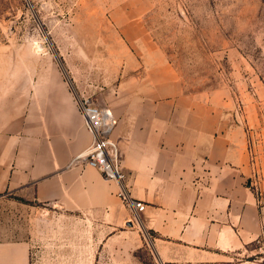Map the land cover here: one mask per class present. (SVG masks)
Wrapping results in <instances>:
<instances>
[{
    "label": "crops",
    "instance_id": "1",
    "mask_svg": "<svg viewBox=\"0 0 264 264\" xmlns=\"http://www.w3.org/2000/svg\"><path fill=\"white\" fill-rule=\"evenodd\" d=\"M37 62L39 69L0 76V195L93 213L113 229L133 226L117 183L72 163L92 135L61 69L50 59ZM164 75L148 76L110 108L119 119L113 137L127 185L146 206L141 221L154 233L157 264H259L264 169L256 185L234 107L218 92L184 93L174 76L166 85ZM0 264H30L29 246L0 240Z\"/></svg>",
    "mask_w": 264,
    "mask_h": 264
},
{
    "label": "rangeland",
    "instance_id": "2",
    "mask_svg": "<svg viewBox=\"0 0 264 264\" xmlns=\"http://www.w3.org/2000/svg\"><path fill=\"white\" fill-rule=\"evenodd\" d=\"M37 59L101 109L166 72L184 93H221L244 129L252 181L263 176L264 0H0V76L39 69ZM153 239L142 222L113 229L93 213L0 195V240L27 244L30 264H157ZM254 250L264 264L262 241Z\"/></svg>",
    "mask_w": 264,
    "mask_h": 264
},
{
    "label": "built area",
    "instance_id": "3",
    "mask_svg": "<svg viewBox=\"0 0 264 264\" xmlns=\"http://www.w3.org/2000/svg\"><path fill=\"white\" fill-rule=\"evenodd\" d=\"M78 106L84 118L87 130L92 135L90 145L73 158L72 163L82 162L86 166L98 170L106 180L114 181L119 186L118 196L132 211L131 222L141 224V214L145 204L131 197L126 183V174L123 170L120 151L113 135L119 119L112 109H101L84 97L78 100ZM264 247V236H263Z\"/></svg>",
    "mask_w": 264,
    "mask_h": 264
}]
</instances>
